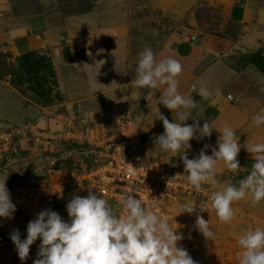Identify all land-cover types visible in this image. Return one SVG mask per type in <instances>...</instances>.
Returning <instances> with one entry per match:
<instances>
[{"label":"rangeland","instance_id":"obj_1","mask_svg":"<svg viewBox=\"0 0 264 264\" xmlns=\"http://www.w3.org/2000/svg\"><path fill=\"white\" fill-rule=\"evenodd\" d=\"M247 1L0 0V180L7 177L11 200L20 206L19 220L0 217V264L17 260L10 233L18 229L21 239H26L28 222L41 210L56 211L67 221L66 205L74 195L86 197L91 190L100 196L86 179L89 161L75 153L79 146L67 141L43 145L31 125L60 134L74 122L79 134L104 128L112 135L120 120L127 119L132 123L127 131L131 152L141 164L163 162L184 169L179 153L164 152L155 143L164 132L159 113L170 122L177 120L175 111L160 104L166 85L155 89L131 86L139 54L146 47L156 54L157 62L171 57L181 63L178 92L191 95L198 103L196 109L187 110L192 114L184 123L191 125L195 119L202 126V111L209 102L215 104L210 111L216 116L215 129L211 137L189 141L188 158H196L205 144L210 145L206 154L211 155L221 135L218 130L227 124L241 146L240 168L232 172L218 161L215 178L221 185L235 184L250 173L254 160L245 147L264 142V124L257 127L253 123V117L264 109V19L244 16ZM254 2L255 7L264 8V0ZM213 37L229 40V49L226 46L220 55L210 54L208 42ZM182 41L198 47L192 61L202 63L193 75L175 53ZM29 52L52 63L57 87L51 93L41 95L53 87L44 72L28 76L21 71L20 58ZM210 65L212 80L204 85L213 95L203 100L191 88L199 86L194 79ZM44 76L47 83L42 82ZM38 82L44 83L43 88H37ZM230 83L233 89L227 87ZM217 88L222 93L219 96ZM221 101L225 106L219 112ZM7 134L13 140L5 147L1 138ZM19 189L23 191L17 201ZM215 190L205 183L200 191L191 187L168 192L160 197L158 212L173 228L179 227L177 231L184 237L179 245L198 264H238L237 240L247 230L264 228V202L252 205L249 198L235 202L231 224L221 223L214 211L201 213L215 236L206 240L195 228V215L179 214V206L194 203L199 210L198 206L209 204L208 197ZM61 203L65 206L60 207ZM38 207L37 213L30 212ZM40 243L38 239L30 246L29 257L22 264H33Z\"/></svg>","mask_w":264,"mask_h":264},{"label":"clouds","instance_id":"obj_2","mask_svg":"<svg viewBox=\"0 0 264 264\" xmlns=\"http://www.w3.org/2000/svg\"><path fill=\"white\" fill-rule=\"evenodd\" d=\"M135 72L136 78L131 81L133 88L155 89L166 85L160 104L175 111L177 120L181 121L170 122L159 113L164 132L155 138V143L164 152L180 154L186 180L196 191H200L205 183L216 189L208 197L209 204L198 206L199 210L194 203L179 206V214H194L196 230L206 240H214L210 222L201 213L214 211L221 223L231 224L236 215L232 207L235 202L245 198H249L252 205L264 202V142L245 147L254 160L250 173L235 184L221 185L215 178L218 161L232 172L240 168L237 157L241 146L235 131L225 124L218 130L221 135L216 147H212L211 155L206 154L210 145L205 144L196 158L189 159L185 152L190 147L189 141L211 137L215 128L207 120L202 126L195 119L191 125L184 123L192 114L187 110L196 109L198 103L191 95L183 96L178 92L181 63L171 57L157 62L156 54L146 47L139 54ZM193 92L203 100L213 95L204 84H193ZM215 94L222 93L217 88ZM253 123L257 127L264 124V109L253 117ZM182 148L183 152L180 151ZM127 174L135 175V167L129 166ZM6 180L7 177L0 180V217L12 219L16 205L11 200ZM132 193L136 192L128 186L118 207L91 190L86 197L74 195L66 205L69 220L65 221L51 209L41 210L28 222L26 239H21L18 229H14L9 238L22 262L28 259L30 246L38 239L41 241L33 264H198L179 245L184 238L177 231L179 227L173 228L162 212L152 210ZM237 243L240 248L238 264H264V228L245 231Z\"/></svg>","mask_w":264,"mask_h":264},{"label":"built area","instance_id":"obj_3","mask_svg":"<svg viewBox=\"0 0 264 264\" xmlns=\"http://www.w3.org/2000/svg\"><path fill=\"white\" fill-rule=\"evenodd\" d=\"M132 123L122 119L118 123L115 132L109 135L104 128L88 129L80 134L73 125L63 133H48L35 129L31 130L37 140L44 145H51L57 141L71 142L76 152L83 159L89 161L85 168L89 169L87 181L91 188L100 196L111 200L118 207L120 198L125 194L128 186L136 193L135 198H141L142 202L159 211L160 197L168 192L180 189H190L186 180V173L180 167H167L163 162L154 165L141 164L131 152V143L127 139V131ZM13 138L7 134L1 138L2 145L8 147ZM82 141V142H81ZM1 145V146H2ZM78 150V151H77ZM135 167V175L129 176L127 168ZM84 166V165H82Z\"/></svg>","mask_w":264,"mask_h":264},{"label":"crops","instance_id":"obj_4","mask_svg":"<svg viewBox=\"0 0 264 264\" xmlns=\"http://www.w3.org/2000/svg\"><path fill=\"white\" fill-rule=\"evenodd\" d=\"M254 3H255L254 0H248L245 3L246 9H245L244 16L246 17V16H250V15L254 14V15L257 16V18L264 19V8H261V7L257 8V7L254 6ZM228 42H229V40L221 38V37H218V38L217 37H213V38H211L209 40V42H208L209 53L213 54V55H220L219 52H221L223 49H225L226 46H227V50L229 49ZM180 44L181 45H178V47H176L175 53H176L177 57H179L180 59L186 61L185 62L186 63V69L189 71L190 74L193 75L200 68V65L202 63V62H193L192 61L196 57V55H197L196 53H198V51H196V48H198V47H196L195 44H191V43L186 42V41H182ZM199 60L202 61L203 58H199ZM212 68H211V65H210L204 72H202L200 74L198 73L199 76L196 79H194V80L197 81V83L199 85L210 82L212 80L211 79V76H212L211 73L213 72ZM223 77L226 78L227 75L225 74V75H223ZM232 81H234V80H231V83H232ZM231 83L227 87L228 88L230 87L231 89H233L234 85L233 84L231 85ZM233 96L234 95H231V97H233ZM224 100H226V99H224ZM214 105L211 104V102H209L207 107L202 111V113L200 115V119H201L202 124L204 123L205 120H207L211 126L215 122L216 116L215 115L213 116V114L210 113V111L215 108ZM224 106H225L224 102L221 101V103L219 104V107H217L219 112L222 111ZM19 191H23V189L17 190V193H16L17 201H18V198H21V195H19V193H20ZM15 205H16V211L13 214L12 221L19 220V208H20V206H19L18 202H16ZM58 205L59 204H55V206H58ZM59 206L60 207H64L65 205H63L61 203ZM37 211H40V207H38L36 209L31 208V210H30L31 213H35V212L37 213ZM16 258H17V260L13 261L12 264H22V261L19 260L18 255H16Z\"/></svg>","mask_w":264,"mask_h":264},{"label":"trees","instance_id":"obj_5","mask_svg":"<svg viewBox=\"0 0 264 264\" xmlns=\"http://www.w3.org/2000/svg\"><path fill=\"white\" fill-rule=\"evenodd\" d=\"M20 69L28 76L44 72L49 79H52L53 87H49L47 91H42L41 95L51 93L53 89L57 87L56 75L52 63L47 58L37 55V53L29 52L22 55L20 58ZM46 76H44L42 82L47 83ZM42 82H38L37 88H43L44 83L42 84Z\"/></svg>","mask_w":264,"mask_h":264}]
</instances>
